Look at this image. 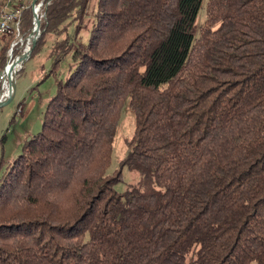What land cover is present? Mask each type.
I'll return each instance as SVG.
<instances>
[{"label":"trees","instance_id":"obj_1","mask_svg":"<svg viewBox=\"0 0 264 264\" xmlns=\"http://www.w3.org/2000/svg\"><path fill=\"white\" fill-rule=\"evenodd\" d=\"M39 1L31 55L46 44V76L71 61L0 171V264H264V0ZM125 165L139 178L119 192Z\"/></svg>","mask_w":264,"mask_h":264},{"label":"rangeland","instance_id":"obj_2","mask_svg":"<svg viewBox=\"0 0 264 264\" xmlns=\"http://www.w3.org/2000/svg\"><path fill=\"white\" fill-rule=\"evenodd\" d=\"M15 1L0 0V12L6 5H9L8 8H10V5H14ZM23 1L26 3L28 0ZM94 2L95 0L89 1V10L92 8ZM44 12H41V8L38 9L39 14H45ZM205 16L206 12L203 4L198 12V24L204 21ZM90 17L91 14L88 12L85 15V22ZM88 27L89 25L87 28L84 27L82 29V38L87 36ZM19 35L17 31L15 32V29H12L9 32H5L2 38L6 42L14 37V39H18ZM50 37L52 41L53 35ZM4 45L8 47L10 44L4 43ZM30 45H32V38ZM51 60L52 57L47 54L46 44L26 59L22 63L18 76H14L13 79L12 88L14 96L9 102L0 106V139L2 134L5 135L3 141L0 140V158H3L0 171L4 170L7 164L20 153L24 141L30 135L40 130L43 111L49 98L55 92L57 79H64L69 72L70 52L58 63L56 71L46 76V73L50 69ZM18 70H16L15 74ZM18 101L21 103L17 107ZM12 116L13 119L10 120ZM134 128V113L129 106L128 98H126L119 110L116 132L112 141L111 160L106 173L112 174L120 166L121 160L129 151L130 146L128 141L133 135ZM138 178V172L125 165L122 167V177L114 184V188L119 192H123L136 182ZM251 264L255 263L252 262Z\"/></svg>","mask_w":264,"mask_h":264},{"label":"built area","instance_id":"obj_3","mask_svg":"<svg viewBox=\"0 0 264 264\" xmlns=\"http://www.w3.org/2000/svg\"><path fill=\"white\" fill-rule=\"evenodd\" d=\"M39 2H41V1H39ZM5 7L0 12V49L2 48L4 43H6L8 45L10 44L8 46L6 52H7V59H8V56H10V59H12L13 58L12 50H13L14 45L19 42V46H21V50L17 53V54H19L21 51L24 50V48H27L28 37L30 35L28 37H26L29 34L28 33L27 35L23 36L20 34V31H19L20 15H21L22 9L25 7V2L23 0H16L14 2V5H12L11 8H5ZM12 29H15V32L17 31V34H20L19 38L14 39L15 38L14 37V38L9 39L8 41L5 42V40H3V38H2V36H4L5 32H9ZM17 54H15V55H17ZM7 59H6L4 67L9 62V60H7ZM6 79H7V77L5 76L3 69L0 70V96L2 99L5 97V96L3 97V94L5 93L4 82L6 81ZM1 84H3V85H1Z\"/></svg>","mask_w":264,"mask_h":264},{"label":"water","instance_id":"obj_4","mask_svg":"<svg viewBox=\"0 0 264 264\" xmlns=\"http://www.w3.org/2000/svg\"><path fill=\"white\" fill-rule=\"evenodd\" d=\"M37 0H31L30 1V7L33 13V27L29 34L26 36L28 37L29 35L33 34L32 37V45H30L28 48H24L23 51H21L19 54L15 55L12 59H10V56H8L9 62L7 65L3 68V72L5 76L8 79V87H7V92L6 96L2 99L0 96V106L6 104L9 102L12 97L14 96L13 94V88H12V74L13 72H16V70L20 69L22 66V63L29 58L31 55L32 47L36 44L37 37L40 34V17L37 9L40 8L41 2H36ZM32 46V47H31ZM16 77V74H15Z\"/></svg>","mask_w":264,"mask_h":264},{"label":"bare ground","instance_id":"obj_5","mask_svg":"<svg viewBox=\"0 0 264 264\" xmlns=\"http://www.w3.org/2000/svg\"><path fill=\"white\" fill-rule=\"evenodd\" d=\"M38 11V9H37ZM34 33L31 34L29 37H28V42H27V48L28 46L30 45V42H31V38L33 37ZM14 76H15V72H13L12 74V79H11V83H12V86H13V79H14ZM6 84V85H5ZM8 79H6V81L4 82V86H5V93L3 94V97L6 96V92H7V87H8Z\"/></svg>","mask_w":264,"mask_h":264},{"label":"crops","instance_id":"obj_6","mask_svg":"<svg viewBox=\"0 0 264 264\" xmlns=\"http://www.w3.org/2000/svg\"><path fill=\"white\" fill-rule=\"evenodd\" d=\"M12 2H13V1H12ZM8 6H9V5H8ZM8 6H6V7L8 8ZM6 7H5V8H6ZM11 7H12V5H10V8H11Z\"/></svg>","mask_w":264,"mask_h":264}]
</instances>
